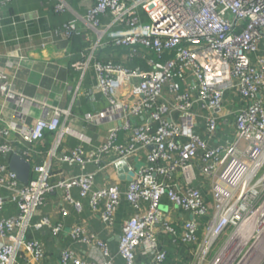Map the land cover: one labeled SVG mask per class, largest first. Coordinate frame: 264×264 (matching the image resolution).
<instances>
[{
	"label": "built area",
	"instance_id": "2783aa9c",
	"mask_svg": "<svg viewBox=\"0 0 264 264\" xmlns=\"http://www.w3.org/2000/svg\"><path fill=\"white\" fill-rule=\"evenodd\" d=\"M8 1L0 0V6ZM68 9L66 0L55 4L57 12ZM84 20L97 40L73 66L82 75L93 69L97 91L89 98L98 103L101 94L107 103L84 120L113 125L96 148L67 147L71 108L42 102L43 114L34 124L7 122L0 129V211L8 204L18 209L0 221V264H32L45 257L44 245L29 233L49 229L58 236L65 228L64 207L55 222L42 214L57 189L77 211L88 198L107 225L124 199L135 208L147 204L124 222L117 254L85 227L71 229L75 241L96 243L103 264H114L117 256L136 264L139 247L154 255L143 264L164 262L158 225L191 247L192 264H264V0H93ZM78 22L64 23L62 33L83 35ZM132 61L137 64H126ZM0 94L18 107L34 103L13 90L1 71ZM48 132L54 137L49 158L39 162L38 146ZM16 153L31 163L26 184L10 169ZM140 153L146 158L141 165ZM53 159L81 172L53 183ZM122 161L132 173L127 189L119 182L96 188L97 172L87 166L118 170ZM197 170L210 183L208 199L194 185ZM176 171L183 174L182 184L160 179ZM74 188L80 200L73 197ZM163 199L192 218L175 224L161 211ZM221 237L225 240L211 257ZM58 264L95 263L63 248Z\"/></svg>",
	"mask_w": 264,
	"mask_h": 264
},
{
	"label": "crops",
	"instance_id": "0c3cea01",
	"mask_svg": "<svg viewBox=\"0 0 264 264\" xmlns=\"http://www.w3.org/2000/svg\"><path fill=\"white\" fill-rule=\"evenodd\" d=\"M66 1L69 9L63 12L55 10L58 0H11L0 6V71L7 75L13 90L34 102L24 103L18 107L16 101H6L0 94V129L7 126V122L20 124L23 121L22 123L27 125L34 124L42 116L41 103L45 102L71 108L70 123L73 130L65 138L67 147L81 145L86 149H93L105 140L108 129L113 125L111 122L87 123L84 120L86 113L103 109L107 103L101 94H98V103L91 102L89 98L92 91H97L93 69H88L82 75L81 71L73 66L74 62L81 59L83 50L97 40V33L84 20L93 0ZM74 18L79 19L83 35L70 38L62 33L61 27ZM102 52L104 53L101 51L99 55ZM104 54L102 56L108 58L109 54L107 52ZM79 86L80 92L75 95ZM11 138H17V133H12ZM53 138V134L48 132L38 146L39 162L49 158L47 153ZM144 154L140 153L142 157L140 161L143 163L146 159ZM162 163L166 164V161ZM86 169L97 172L96 188L119 182L123 191L127 189L129 173L121 177L115 168L99 172L95 165H89ZM51 172V181L56 183L60 179L80 173L81 169L70 164H59L53 159ZM160 179L173 184L184 182L181 171ZM194 185L201 189L207 199L209 198L210 183L199 170ZM72 195L75 199H81L78 188L72 190ZM161 203L162 213L177 225L192 218L168 199H163ZM82 204L83 210L77 211L72 204L65 201L62 189H57L49 196L42 214L48 215L55 222L62 218L61 208L64 207L68 211V216L65 218V228L58 236H53L49 229L29 233L30 237L42 242L46 253L40 261L32 260V264H58L63 248L74 250L79 257L88 262L103 264V255L96 243L75 241L71 236V229L76 225L85 227L89 235L106 242L110 252L117 254L124 222L147 207V204L143 203L140 208H135L124 199L115 212L113 223L107 225L98 212L91 210L88 198L82 199ZM17 210L16 205L8 204L0 211V221L15 215ZM157 237L158 251L167 253V259L159 264H192L190 246L176 241L160 225L157 227ZM2 241L0 239V243ZM153 258L152 254L145 255L142 247L136 251V264L151 263ZM114 264H125V261L117 256Z\"/></svg>",
	"mask_w": 264,
	"mask_h": 264
},
{
	"label": "water",
	"instance_id": "95a60500",
	"mask_svg": "<svg viewBox=\"0 0 264 264\" xmlns=\"http://www.w3.org/2000/svg\"><path fill=\"white\" fill-rule=\"evenodd\" d=\"M10 169L16 173L18 179L22 183H28L31 177V163L23 158L20 154L16 153L11 156ZM118 171L121 177L128 173L129 169L127 163L122 161L118 164ZM129 179H131V172H129Z\"/></svg>",
	"mask_w": 264,
	"mask_h": 264
},
{
	"label": "rangeland",
	"instance_id": "374dc122",
	"mask_svg": "<svg viewBox=\"0 0 264 264\" xmlns=\"http://www.w3.org/2000/svg\"><path fill=\"white\" fill-rule=\"evenodd\" d=\"M139 165H141V164H143V161H139V163H138ZM224 240H225V237H221L219 240H218V242H217V245H216V248L214 249V251H213V253H212V256L211 257H213L214 255H215V253H216V251H217V249H219V247L221 246V244L224 242Z\"/></svg>",
	"mask_w": 264,
	"mask_h": 264
},
{
	"label": "trees",
	"instance_id": "16d2710c",
	"mask_svg": "<svg viewBox=\"0 0 264 264\" xmlns=\"http://www.w3.org/2000/svg\"><path fill=\"white\" fill-rule=\"evenodd\" d=\"M117 58V57H116ZM106 59H108V58H106ZM116 60H119V58H117ZM126 64L128 65V66H135L137 63L135 62V61H132V62H126Z\"/></svg>",
	"mask_w": 264,
	"mask_h": 264
}]
</instances>
